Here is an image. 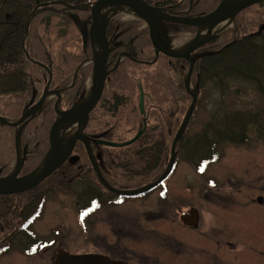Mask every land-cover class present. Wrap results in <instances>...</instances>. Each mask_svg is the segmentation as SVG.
<instances>
[{"label": "flooded vegetation", "instance_id": "1", "mask_svg": "<svg viewBox=\"0 0 264 264\" xmlns=\"http://www.w3.org/2000/svg\"><path fill=\"white\" fill-rule=\"evenodd\" d=\"M141 1L157 11L161 18H154L148 23L125 6L103 8L102 11L106 13L105 38L109 51L106 71L109 75L105 79L98 102L89 113L82 133L90 154L82 142H76L65 162L43 182L56 179L62 174V179L57 181L52 189L56 192L58 190L70 192V195L82 203L77 212L83 207L86 248L83 254L99 256L103 259V264H264V186L258 190L255 187V191L260 192L261 197L258 199L251 197L252 192L255 193L251 183L244 188L246 197H235L234 190H240L242 182H234L230 178L223 182L215 181L207 174L204 179L198 176L191 166L195 176L193 180H189V175L186 174L188 175L186 181L172 183L166 177L163 182L154 184L167 167V128L165 133L157 132L151 127L153 122H150V114L159 113L158 108L151 106L147 111L144 108L145 113L138 114L137 129L134 130L135 126L132 125L129 130L135 133L130 137L127 134L128 138L116 136L113 133L116 131L115 128L108 127L110 126L108 119L113 120L118 116L121 105L125 103L124 96L132 89L131 86L108 84L116 81L118 76L126 77L123 70L131 65L144 66L150 61L163 62L167 65V60L180 65L186 62L182 59L168 58L167 49L175 51L192 46L188 43L195 40L193 37L199 34L204 38V35L198 27L183 26L167 20L204 17L211 13L221 0H212L209 7L200 1L190 0L187 8H184L183 0ZM81 7L88 11L85 24L88 31L91 23V6ZM119 12L121 17L115 18L114 15ZM180 30L184 32H179ZM151 37L158 42L162 51L153 46ZM218 37L192 52L190 57L217 52L220 49ZM178 40L183 43L181 46L174 45L175 41L179 42ZM84 41L86 47L85 52L81 51L82 56L87 51L88 55L82 60V66L77 72L76 69L73 73L70 70L63 71L61 73L63 75L59 76L48 69L46 61L50 60L49 58L44 60L40 57L35 59L29 57L34 66L51 77H48L43 85L37 79H31L28 89L22 92L23 96L19 99L9 96L5 105H11L20 112L14 110L0 112V118L6 120L5 122L16 123L38 102L45 88L49 94L41 106V112L36 113L23 128L18 145L15 142L17 128L12 127L13 151L10 143L7 141L4 145L0 138V179L12 176L21 179L40 168L49 150L50 126L58 118L55 108L59 112H64L90 97L93 75L90 58L93 55L88 35ZM50 64L51 68L56 67L53 61ZM151 72H156V69ZM164 72L167 79V68ZM165 89L167 83L164 87L153 88L155 96L165 95ZM134 90L138 93V101L142 95L145 105L147 97L142 85L135 86ZM116 99L121 100V104L116 106L112 113V107L115 106L113 101ZM163 104L167 106V96L163 98ZM2 106L0 102V110ZM48 110L51 112L47 121L49 127L45 148L42 153L34 156L30 152L29 144L26 143L25 132L29 125L35 122L42 123L45 120L43 115ZM170 114L160 115L156 125L167 126V123L168 125L175 123L177 119L172 118L173 114ZM4 128L11 126L0 122V130ZM76 129L68 128L61 132L62 136L66 138ZM139 132L141 134L138 140L128 151L116 149V153H112L106 150L107 146L101 144L107 141L105 137L109 135L112 136L111 140L115 137L123 143L134 138ZM6 137L8 139V136ZM189 147L185 146V151L182 152L186 158L190 154ZM150 148L158 149L156 165L138 167L128 165L126 160L135 158L138 161ZM177 152L180 154L181 150L178 148ZM125 153L128 156H125ZM169 153L170 148L168 156ZM186 163L188 164L187 161ZM131 178L132 181L129 180ZM207 179H212V182L206 181ZM150 186L152 188L130 195ZM97 217H100L98 229L95 228Z\"/></svg>", "mask_w": 264, "mask_h": 264}, {"label": "trees", "instance_id": "2", "mask_svg": "<svg viewBox=\"0 0 264 264\" xmlns=\"http://www.w3.org/2000/svg\"><path fill=\"white\" fill-rule=\"evenodd\" d=\"M96 1L0 0V102L3 105L0 110L1 113L8 110L20 112L19 109L11 105L6 106L5 103L8 102L9 96L13 99H19L23 96L22 92L28 89L31 79H37L41 85L48 80V74L37 66H34L29 57L33 59L40 57L44 60H48L49 58L50 60L46 61L48 69L51 73H57L59 76L63 75L61 73L67 71L70 67L69 70L73 73L80 62L86 58L88 51L83 56L81 53L76 56L67 55L64 49H58L57 44H53L52 41L57 37V31L59 37L63 36V40L74 37L72 36L74 32L76 35L74 38L78 41L80 40V52H85L84 47L86 45L83 32L86 30L85 24H87L86 17L88 16V11L83 9L81 5L92 6ZM196 1H200V3L208 7L212 3V0ZM189 2L190 0H183L184 8L189 6ZM37 5H39L38 8H36ZM256 6L264 8V2ZM34 10L36 11L29 17ZM246 11L237 16L234 31L232 29L227 30L218 37L219 52L197 61L191 80L199 87L200 92L204 85L203 82L212 84L217 81L218 84H223L224 82L237 81L245 84L247 87H254L258 93H261L260 96L264 99V35L249 36V33H251L248 30L249 20L246 16H243ZM241 15L243 17L240 18ZM238 18L240 19L237 20ZM179 32H184V30H180ZM235 32L237 37L231 43ZM78 59L80 61L76 62ZM51 61H53L56 67L51 68ZM181 65L176 62L170 63L168 60L167 65L163 62L155 63L154 61H150L149 65H131L123 71L126 76L127 74L131 75L136 72L137 76L141 74V78H143L144 75L149 76L148 70L156 69V72L161 74L167 68V74L176 76L177 87L181 91L180 94L185 97L184 100L190 101V97L181 85V76H183V84L188 64L183 62ZM124 78L118 76L117 80H113L108 86L119 85V82H122L123 86L134 85V83L124 80ZM156 79L163 81L162 76L159 79L156 77ZM139 83L143 84L142 81H139ZM139 83H135V85H139ZM172 86L175 87V85ZM174 90L176 89L167 83V91L170 93L174 92ZM108 96H110V93H108ZM120 101L119 99H116L115 102L113 101L115 106L112 107V113L116 110V106L121 104ZM168 103L167 116L172 112L170 108L171 102ZM126 104L125 106L122 104L121 108L126 107ZM50 112L48 110L43 115L45 120L42 123L35 122L26 129V143L29 144L30 152L34 156H37L39 152L42 153L45 148L46 133L49 127L47 121L50 119ZM172 114L176 115L177 113ZM172 118H175V116ZM221 118H215L214 124L209 125L210 128H207V131L201 137L198 134L199 138L196 137L189 140V142L193 143L189 147L190 156L199 159L201 164L216 162L220 156V150L224 146L232 145L238 147L242 143L247 144L249 139L248 133L251 131L256 133V136L260 140L264 139V111L262 110L249 111L247 113L233 112L221 115ZM210 119H213V117ZM167 126H169L168 123ZM168 131H170V139L167 136V157L172 140L171 129H168ZM12 135V127L0 130L1 142L5 145L8 141L13 151ZM6 136H8V139ZM184 143H179L178 148L181 152L185 151ZM157 150L156 148H150L145 156L140 157L139 163L135 158L126 161L132 167L156 165L158 159ZM188 159L192 160L191 158ZM61 177L62 174H59L56 179L42 182L40 185L22 194L0 196V257L7 252L12 242L23 236L24 232L31 231L30 226L34 219L33 217L38 214L44 198L47 194L54 191L52 186H55L57 181L62 179ZM129 180L132 181V178ZM35 191L36 193H34ZM32 204L33 207L36 204L34 210L32 209L27 217L24 218V214L30 211ZM24 237L27 243L22 246V251L27 255L31 253L30 249L32 247L41 245L32 232L31 234L29 232V234L24 235Z\"/></svg>", "mask_w": 264, "mask_h": 264}, {"label": "rangeland", "instance_id": "3", "mask_svg": "<svg viewBox=\"0 0 264 264\" xmlns=\"http://www.w3.org/2000/svg\"><path fill=\"white\" fill-rule=\"evenodd\" d=\"M38 6L39 5H37L36 8H38ZM35 11L36 10H34L29 15V17H31ZM243 16H246V18L249 20L248 24L250 29L248 28V30L250 32L257 31V28L264 24V8L262 6H254L248 9L246 13L243 14ZM243 16L241 15L240 18ZM114 17H121V13L119 12L118 14H115ZM250 23L253 25V27ZM232 27L233 22L230 21L222 28L220 33L225 31L227 28ZM72 36L76 37L74 32ZM74 37L63 40V36L61 35L59 37L57 31V37L52 43L57 44L58 49H64L67 55L76 56L80 53L81 44L79 42L80 40L78 41ZM182 44L183 43L181 41L177 43L175 41L174 43V45L177 46H181ZM78 61H80V59H78L76 62ZM69 69H67V71ZM151 71L152 70H148L149 76H144L143 78H141L140 73V76H137V74H135L136 72L134 74L132 73L131 75L127 74V76L124 78V80L134 83V85H128L132 87L131 92L126 95L124 94V106L127 102L126 107L119 109L118 116L116 118L113 120L108 119V125H110L108 127L112 126L115 128L116 131L113 133L116 136L120 135L123 138H126L128 134V137H130L135 133L133 131L129 132L130 128H132V125L135 126L134 130L137 129L136 127L139 125V116L137 113L138 93L134 90V88L137 86L135 83L138 84V81H142V88L147 97L145 100L146 111L151 106H156L160 111L159 113L152 112L150 114V122H153L151 127L157 132L161 131L162 133H165L167 128V136L170 135V131H168V129H171V139H173L175 132L183 120V116L187 111L190 101H185V97L180 94L181 91L177 87L178 82L175 75L167 74L166 79V72L161 74L154 72L153 76V72ZM160 76L163 77V81L156 79V77L159 79ZM147 77L148 79H146ZM182 77L183 76H181V85ZM166 83L170 84V86L176 90L169 93L167 89H165V95L158 94L155 96L153 88L164 87ZM203 83L204 85L199 95L200 98L195 109L194 117L191 124L189 123V126L185 132V134L188 137L190 136V138L193 134H200L201 137V135L207 131V128H210L209 125L214 124L215 118L222 119L221 115H226L233 112L247 113L249 111H264V99L262 96H260L261 93H258L254 87H247L245 84L237 81H231L228 83L224 82L223 84H218L217 81L212 84L209 82ZM122 84V82H119V86H123ZM172 85H175V87ZM222 85L224 86L222 87ZM183 89H185V87ZM190 90H196V85L192 80ZM165 96H167V104H169L168 102H171V113H177L176 115L173 114L177 121H175L173 125L169 126H163L160 124L156 125V121L159 116L167 114V106L163 104V98ZM212 117L213 119H210ZM206 125H208V127H206ZM248 135L249 139L247 144L242 143L238 147L232 145L224 146L222 148V153L220 154L219 162L213 166H209L207 172L208 177L214 178L215 181L223 182L225 179L230 178L234 182H242L243 185L241 189L234 190L235 192L233 195L235 197H246V190L244 188H246V186L250 183L254 188L253 191H255V187L257 188L256 190H258L260 187L264 186V139L260 140V138L256 136V133L252 131L248 133ZM105 138L107 140L106 142L110 143L119 144L122 142L115 137L111 140L112 136L110 135ZM186 143H188L189 146L193 145L192 142L186 141L183 145ZM109 148L110 147H108L106 150L116 153V148ZM130 148L131 147L125 149L124 151L130 150ZM125 156L128 155L125 153ZM182 156L183 153L181 152L178 165L175 166L173 176L169 177V182L171 181L172 183H179L186 181L188 175L189 180H193V178H195L190 165L186 163V159H184ZM186 174L188 175L186 176ZM55 193L46 196L43 210L41 211L40 217H38L40 219L35 221L34 226H32V230L40 241L41 239H47L48 241L46 242H49L52 245H57V247L55 248L54 246H48L38 251L33 256H29L27 254L25 255V253L22 251V246L27 243V241L24 240L25 237L23 235L12 242L7 252L0 257V264H51L54 260L57 249H63L69 254H83L86 252L84 244V229L82 225H79L82 224L83 221L79 222V224L77 223V209L78 207L82 206V203L78 202V199L70 195V192L65 193L58 190L57 192L55 191ZM252 194L253 195H251V197L254 199L261 197L260 192L258 193L257 191H255V193L252 192ZM35 206L36 204L34 207ZM34 207L32 204L30 211L25 213L23 217H27L32 209L34 210ZM258 213L259 212H256V214ZM99 220L100 217H97L95 221L97 224V227L95 226V228L97 229Z\"/></svg>", "mask_w": 264, "mask_h": 264}, {"label": "water", "instance_id": "4", "mask_svg": "<svg viewBox=\"0 0 264 264\" xmlns=\"http://www.w3.org/2000/svg\"><path fill=\"white\" fill-rule=\"evenodd\" d=\"M262 1L263 0H221L218 7L213 12L204 17L187 20L179 18H172L173 20H167V22L170 23L172 22L183 26L198 27L199 29L206 27V35L204 36V38H201L199 37V35H197L196 40L192 43V46L185 51L173 52L167 50V57L173 59L183 58L188 61L189 68L184 81V87L187 94L191 96L192 100L184 116V119L172 140L170 159L167 168L163 175L156 181V184L164 180V178L170 174L175 159V146L181 139L195 108L197 94L194 91L190 90V78L195 62L198 59L206 56V54H202L193 59H189L191 52L200 47H203L209 40L215 38V36L211 35V30L215 26L220 25L226 21L233 20L234 17H236L239 13L261 3ZM105 6L128 7L135 13H137L142 20L148 23H150V20H154V18H161L158 15L157 11L149 8L141 0H98L94 3V5L90 8L91 24L89 28V38L91 41L93 55V76L90 97L81 103L75 104L69 110L64 112H59L55 108L58 118L53 122L49 129V150L46 158L43 161V164L36 171L24 178L15 179V176H12L9 178L0 179V195H14L23 193L43 182L51 173L56 171L65 162V160L73 151L76 142L78 141L84 144L85 150L90 154L87 141L83 137L82 131L87 124L89 113L93 110L101 96L105 79L109 74L106 71V62L109 54L108 44L105 38L106 13H102V10ZM262 31H264V25L260 27L258 34H260ZM151 41L153 43V46L157 50L159 49L160 51H162L161 47H159L158 42L153 37H151ZM47 95L48 93L45 89L39 101L34 106H32L16 123L10 124L0 118L1 124H6L15 128L18 127L17 136L15 138L16 144L18 143L23 128L30 120L34 118L36 113L41 112V106ZM139 109L141 112L143 111L142 96L140 98ZM26 119L27 121H25ZM72 127H76L77 129L70 136L64 138L61 132ZM140 134L141 133H138L135 138L127 143L114 144L110 142H101V144L112 148L126 147L137 140ZM150 188L151 187L145 188L139 192H133L130 195L138 194ZM126 195L128 194L126 193ZM52 264H103V259L99 256L91 255L73 256L63 251H58Z\"/></svg>", "mask_w": 264, "mask_h": 264}, {"label": "bare ground", "instance_id": "5", "mask_svg": "<svg viewBox=\"0 0 264 264\" xmlns=\"http://www.w3.org/2000/svg\"><path fill=\"white\" fill-rule=\"evenodd\" d=\"M227 23H228V22H227ZM227 23H225V25H226ZM201 29H202V30H201V32H203V33H204L205 29H204V28H201ZM212 31H213V33H214V31H217V29H216V30H215V29H213ZM203 33H202V34H203ZM202 34H201V35H202ZM183 84H184V82H183ZM183 84H182V85H183ZM34 223H35V222H34Z\"/></svg>", "mask_w": 264, "mask_h": 264}]
</instances>
